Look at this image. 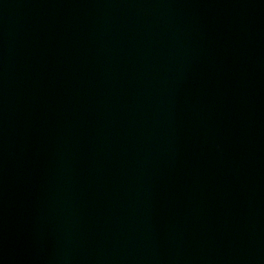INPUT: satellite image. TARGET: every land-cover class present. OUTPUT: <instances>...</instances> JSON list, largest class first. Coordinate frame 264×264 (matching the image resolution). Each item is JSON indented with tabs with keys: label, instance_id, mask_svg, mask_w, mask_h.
Here are the masks:
<instances>
[{
	"label": "water",
	"instance_id": "1",
	"mask_svg": "<svg viewBox=\"0 0 264 264\" xmlns=\"http://www.w3.org/2000/svg\"><path fill=\"white\" fill-rule=\"evenodd\" d=\"M0 264H264V0H0Z\"/></svg>",
	"mask_w": 264,
	"mask_h": 264
}]
</instances>
